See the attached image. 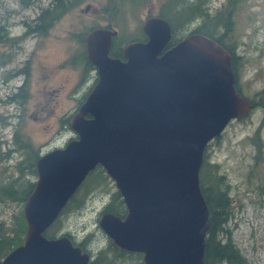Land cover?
<instances>
[{
  "label": "water",
  "instance_id": "obj_1",
  "mask_svg": "<svg viewBox=\"0 0 264 264\" xmlns=\"http://www.w3.org/2000/svg\"><path fill=\"white\" fill-rule=\"evenodd\" d=\"M145 40L111 54L117 29L85 37L98 80L72 114L77 134L38 159L24 204V240L0 264H90L92 254L67 234L46 230L89 172L102 165L122 194L127 214L105 211L99 223L114 244L143 252L145 264H204L210 209L200 182L208 143L254 104L238 88L232 53L192 32L172 46L169 19L146 17Z\"/></svg>",
  "mask_w": 264,
  "mask_h": 264
},
{
  "label": "rangeland",
  "instance_id": "obj_2",
  "mask_svg": "<svg viewBox=\"0 0 264 264\" xmlns=\"http://www.w3.org/2000/svg\"><path fill=\"white\" fill-rule=\"evenodd\" d=\"M50 0H0V23L6 25L12 35H20L27 29V22L39 13ZM164 0H148L127 13L128 32L143 26L149 15L158 14ZM234 37L238 41V85L247 97H252L264 84V0H234ZM105 0H87L64 15L45 37L30 34L17 44L0 42V57L13 52V58L0 67V179L17 174L15 164L21 158L16 152L7 157L5 152L12 143L14 125L3 127L8 119L23 122L24 132L41 148V153L64 146L74 132L63 129L61 118L74 112L79 97L92 85L88 80L78 86L80 71L73 66H60L75 52L79 44L71 32L87 29L91 25H107V13L103 11ZM228 0H210L212 13L222 9ZM117 28L122 30V25ZM127 33V37L131 35ZM32 62L31 97L26 108L9 101L16 85L22 83L24 74L5 81L4 71ZM97 73V72H96ZM78 86V87H77ZM264 111L254 106L248 115L231 120L222 134L207 146L208 159L219 165V171L227 176L234 216L228 226L243 254L253 264H264V146L255 142V134L262 123ZM264 140V124L261 130ZM38 174L36 177L37 180ZM112 179V178H111ZM112 189H117L111 181ZM110 194H92L82 210L61 215V231H71L82 238L93 233L94 247L109 244L108 235L99 220ZM24 205L0 200V224L14 227V214ZM119 264H139L136 255L127 256Z\"/></svg>",
  "mask_w": 264,
  "mask_h": 264
},
{
  "label": "trees",
  "instance_id": "obj_3",
  "mask_svg": "<svg viewBox=\"0 0 264 264\" xmlns=\"http://www.w3.org/2000/svg\"><path fill=\"white\" fill-rule=\"evenodd\" d=\"M87 0H50L45 6H42L39 13L27 22V29L20 35H12L6 25L0 23V42L6 44H17L30 34L38 37H45L49 34L51 28L68 12L80 6ZM148 0H105L102 8L107 13L109 20L107 26L117 29V34L113 38L111 54L123 57L124 46L133 40H145L147 34L143 27H139L134 32H128L126 26L127 13L137 6H141ZM210 0H164L158 9V14L169 19L173 28L172 39L168 46H172L180 39L192 32H201L207 34L221 44H223L233 55V68L238 76V41L234 37V19L235 1L228 0L227 4L212 13ZM122 25V30L117 26ZM99 26L91 25L87 29L71 32L78 42L79 46L73 54L64 60L60 66H73L79 69L80 79L78 82L82 85L88 80H93L90 85L79 97L78 107L84 102L91 87L98 80L96 66L89 60L84 34H87L92 28ZM128 32L131 37H127ZM84 36V37H83ZM13 52H3L0 57V67L7 64L13 58ZM5 81L8 82L18 74H24L22 83L14 87L9 95V101L17 103L20 108H26L27 102L31 97L32 84V62L28 59L24 66L12 70L4 71ZM77 86V87H78ZM237 88L242 92L241 87ZM243 93V92H242ZM244 94V93H243ZM245 95V94H244ZM246 96V95H245ZM247 97V96H246ZM249 98V97H248ZM251 102L254 106L261 107L264 111V84L261 89L256 91ZM75 110V111H76ZM74 111V112H75ZM63 115L61 118V127L72 132L70 118L72 114ZM24 122V119H23ZM23 122L13 119H6L3 127L8 124L14 125L12 143L7 152V157L14 153H21V158L15 164L17 174H11L8 178L0 179V200L12 201L24 205L28 196L33 192L37 176V161L43 153L41 148L24 132ZM22 123V124H21ZM262 123L256 130L255 142L262 149L264 140L261 136ZM77 137L74 132L71 138ZM218 138V137H217ZM211 142V141H210ZM209 142V143H210ZM208 143V144H209ZM208 146V145H207ZM207 149V147H206ZM109 174L102 165H97L92 169L85 180L81 183L77 191L69 199L61 214L56 221L46 230L45 234L49 237L67 234L72 237L77 245H81L84 250L92 254L90 264H119L120 260L127 256L136 255L139 258V264H145L143 252L128 251L116 246L112 238L108 237L109 244L106 247L95 248L92 243L94 234L87 233L82 238L76 237L71 231H61L59 226L61 215L68 211L82 210L87 203L88 198L93 194H110V200L106 202L103 212L110 211L124 217L127 214V207L122 194L118 189L113 190ZM201 188L210 209L211 226L206 236V249L204 264H253L240 250L233 238V232L228 226L234 216L232 198L230 195V183L227 176L219 171V165L208 159L207 150H205L204 161L200 169ZM14 227H3L0 224V258L5 256L14 247L21 244L24 240L27 221L24 210L21 208L14 214ZM95 237V236H94Z\"/></svg>",
  "mask_w": 264,
  "mask_h": 264
},
{
  "label": "bare ground",
  "instance_id": "obj_4",
  "mask_svg": "<svg viewBox=\"0 0 264 264\" xmlns=\"http://www.w3.org/2000/svg\"><path fill=\"white\" fill-rule=\"evenodd\" d=\"M6 29L9 30L8 28H6ZM85 35H86V34H84V36H85ZM84 36H83V37H84ZM91 88H92V87H91Z\"/></svg>",
  "mask_w": 264,
  "mask_h": 264
}]
</instances>
